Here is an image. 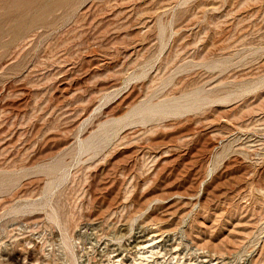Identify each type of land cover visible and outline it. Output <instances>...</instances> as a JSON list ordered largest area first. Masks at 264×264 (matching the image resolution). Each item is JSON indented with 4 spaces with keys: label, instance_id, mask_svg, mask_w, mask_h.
Instances as JSON below:
<instances>
[{
    "label": "rangeland",
    "instance_id": "obj_1",
    "mask_svg": "<svg viewBox=\"0 0 264 264\" xmlns=\"http://www.w3.org/2000/svg\"><path fill=\"white\" fill-rule=\"evenodd\" d=\"M17 3L0 264H264V0Z\"/></svg>",
    "mask_w": 264,
    "mask_h": 264
},
{
    "label": "bare ground",
    "instance_id": "obj_2",
    "mask_svg": "<svg viewBox=\"0 0 264 264\" xmlns=\"http://www.w3.org/2000/svg\"><path fill=\"white\" fill-rule=\"evenodd\" d=\"M40 0H19V3H17V6L22 9H32L36 8L38 6ZM61 0H47V3L40 8L36 13V18H42L45 13L48 12L50 8H52L53 4L59 3ZM18 2V1H17ZM15 6V5H13ZM25 16V15H24ZM187 199V198H186ZM185 201V200H184ZM176 207V206H175ZM173 208V207H172ZM170 209V208H169ZM167 211V210H166ZM170 215V214H169ZM167 224V223H166ZM161 227V226H160ZM159 231V230H158ZM154 232V231H153ZM149 235V234H147ZM140 237V236H139ZM157 238V237H156ZM147 242V241H146ZM145 242V243H146ZM141 243V242H140Z\"/></svg>",
    "mask_w": 264,
    "mask_h": 264
}]
</instances>
